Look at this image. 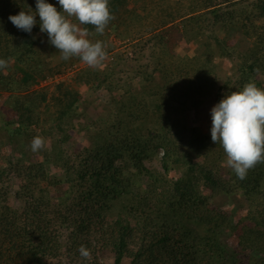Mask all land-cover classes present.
Here are the masks:
<instances>
[{
    "label": "trees",
    "instance_id": "16d2710c",
    "mask_svg": "<svg viewBox=\"0 0 264 264\" xmlns=\"http://www.w3.org/2000/svg\"><path fill=\"white\" fill-rule=\"evenodd\" d=\"M241 1L205 0L201 12L169 15L152 23V32L181 25L188 30L182 38L200 40V49L182 56L159 42L151 67L138 65L141 80L136 85L120 55L101 69L83 70L87 91L80 94L62 75L82 60H62L47 33L40 32L38 16L31 34L8 20L29 7L35 12L36 0H0V59L9 62L7 69L0 70V91L11 92L4 104L19 117L13 131L0 126L8 142L25 148L33 139L28 130L38 124H46L51 134L62 133L66 140L68 128L80 116L78 109L94 111L95 101L97 111L102 108L105 115L103 123L111 124L98 136H92L88 126V143L75 155L43 151L41 160L32 159L27 165L9 162L24 184L16 193L19 208L0 201V264H53L64 253L69 261L54 264H98L96 246L113 254V264L124 259L129 264H264V163L249 170L244 180L228 167L225 178L224 169L213 165L206 154L211 148L224 152L223 148L212 143L209 133L188 127L183 116L191 98L218 104L249 82L264 89L259 79L264 74V27L256 24L264 22V0L253 1L250 10L240 8ZM45 2L62 11L58 0ZM153 4L154 0L149 9ZM225 6L229 7L222 11ZM109 8L115 19L103 35L89 36L91 41L107 44L112 36H119L115 32L121 26L128 29L143 17L128 8V0H109ZM160 9L164 10L163 5ZM82 27L95 32L94 26ZM228 27L240 28L251 41L244 53L231 48L225 34L219 38L207 33ZM108 30L113 33L106 34ZM215 58L236 61L234 79L214 63ZM148 67L150 74L144 75ZM118 72L123 78L119 77L115 96L116 85L106 80ZM13 75L20 76L18 82ZM43 82L47 85L39 86ZM40 109L45 112L42 122L37 115ZM159 155L162 171L144 164ZM197 157L203 162H197ZM53 165L62 174L48 182ZM41 181L55 187L67 185V191L52 199L40 187ZM236 192L247 201L244 214L235 217L236 210L226 215L209 208L208 196L225 195L230 200ZM229 233L238 237L247 256L222 245L221 237ZM81 245L90 250L92 261L80 256Z\"/></svg>",
    "mask_w": 264,
    "mask_h": 264
},
{
    "label": "rangeland",
    "instance_id": "374dc122",
    "mask_svg": "<svg viewBox=\"0 0 264 264\" xmlns=\"http://www.w3.org/2000/svg\"><path fill=\"white\" fill-rule=\"evenodd\" d=\"M151 1L152 0H128V8L134 9L140 16L143 17L140 20L133 22L130 28L127 29L121 26L120 29L115 32L116 35L119 34V36H112L111 42H108L106 44L107 56L106 59L102 62V64L109 65L116 59H119V56L121 55L123 57L122 66L126 67L127 71L130 70L131 74L129 75L133 76V79L135 78L133 81L134 85L138 84L141 80L139 77L140 67L138 65L146 66L147 64H150L151 67V59L153 58V54L159 52V42L165 43L166 46L172 47L173 50L175 49L177 54L182 56H184L183 54L194 55V53L197 52V49H200L201 46L200 40H186L185 38H182L183 33L188 30H183L181 25L177 29L176 26H171L168 29H158L154 32H152L149 28L152 23L160 21L163 18H168L169 15H182L191 11L201 12V9L203 8L202 5L204 3L203 1L205 0H163L164 4H161V0H154L152 9H149L151 7ZM253 1L255 0H242L241 3L243 5H241L242 7L240 8L250 10V6ZM214 4H216V2ZM161 5H163V11L160 9ZM228 7L229 6L223 7L222 11H225V9ZM237 9L238 8L234 9L235 13L238 12ZM256 24H258V26L264 27L263 21ZM213 29L215 30L214 33L210 32V30H208L207 33L212 34L213 36H218L219 38H221L222 35L225 34L227 36V44L238 53H244L246 49H249L251 41L242 34V30L240 28L228 27L227 30L224 29L220 33L215 28ZM111 33H113L112 30H108L106 34L109 35ZM214 63L220 66L222 70H225L232 77V79H234V72L236 70V66L234 65L236 64V61L226 58H215ZM150 67H148V70L145 71L144 75H147L148 73L150 74ZM87 68L92 70V67H89L86 63L81 61L77 64L76 68H68L67 73L62 75V79L66 80L67 83H70L69 85H71L72 88L76 89L80 94H85V92L87 91V87L84 84L81 74L86 73L83 72V70H87ZM101 68L103 67H97V69ZM3 74L7 76L10 75L11 72H3ZM74 76L79 77L75 80H70V78ZM19 77V75H13L12 80L18 82ZM119 77L120 76L118 72L112 80L111 78L106 80V82H112L114 83V85H116L114 87L115 96L119 95L117 89L119 87ZM120 78L122 79L123 76H121ZM259 79L262 81V85L264 87V74H261L259 76ZM45 85H47V82H43L39 86L43 87ZM48 86L51 89L53 88V84H50ZM9 96H11V92H9L8 90L0 91V126L3 125L5 128L8 126V130L13 131L14 128L18 125L19 117L16 112L12 111L10 107H7L4 104L6 102L5 99H7ZM97 104L98 101H95L93 102V106L91 105V108L94 111H90L89 107H87L88 109H82V107L78 109L77 113H79L80 116L73 122L74 127L72 129L68 128L70 137L68 136L66 140H63L62 133L51 134V131L50 129H47L46 124H38L37 126L29 129L27 134L31 136L30 138L41 136L45 139L46 142L44 148L35 153L31 151V147L29 146L32 139H30L29 142H26L27 145L25 146V148L17 143L10 144V142H8V137L1 132L2 130L0 127L1 203H4L12 208H19L21 205V201L17 199L16 193L21 189L24 182L20 178V173L13 168L14 165L9 166L12 161H14V164H16L18 160L19 162L23 161V164L27 165L32 162V159L34 161L41 160V154L43 151H47L50 154H53L55 151H60L67 156H72L77 154L78 151L85 149V145L88 143V141L86 140L88 135V131L86 128L88 126L91 128L90 131L92 132V136H98L99 134H104L107 132L106 128H108V126H111V124L103 123L101 117H104L105 115L102 114V108H99V111H97ZM215 105L216 103L211 104L209 101L203 102V100L199 97L189 99L188 102L184 105L183 114L188 127L200 128L202 132L209 133V135H211V109ZM3 107L6 108L7 111H2ZM43 111L44 109H40L37 113V115L39 114L41 122L45 116V112ZM56 139H58L59 142ZM29 147L30 150H28ZM23 151H26L25 155ZM206 154L208 155V160H211L213 165L224 169L223 174L226 178L228 173L226 169H228L229 167L226 163V154L219 151L217 148L209 149ZM160 155L156 159L146 160L144 164L148 168H156L157 170L162 171L161 165L159 163V157H161ZM201 161L202 159L199 157L198 162ZM49 174L50 179L48 182H53L56 177L62 174V171L57 166L53 165L49 168ZM48 182L41 181L40 187L44 188L52 199L63 196V193L67 191V185L55 187L52 185H48ZM205 193L207 194V192ZM208 195H210L209 192ZM208 197L210 198L209 208L221 210L223 213H226V215L231 214V212L236 210L233 215L235 217H238L240 214H244L248 206L247 201L240 194V192H236L235 194L230 196V200L227 199L229 198V196L225 195ZM221 243L229 251H238L241 253V255L247 256V251L243 250L244 248L240 246L239 239L235 234L229 233L223 238L221 237ZM94 252V259L98 264L114 263V257L110 251L106 249H99L96 246ZM89 260L92 261L93 258H89ZM59 261H61L62 263H67L69 261L68 256L64 253L60 258L58 257L52 262L54 264L57 262L59 263ZM73 264H82V262L75 261ZM121 264H129L128 259H124Z\"/></svg>",
    "mask_w": 264,
    "mask_h": 264
},
{
    "label": "clouds",
    "instance_id": "9594fccd",
    "mask_svg": "<svg viewBox=\"0 0 264 264\" xmlns=\"http://www.w3.org/2000/svg\"><path fill=\"white\" fill-rule=\"evenodd\" d=\"M62 11L45 0H36V11H20L8 20L18 29L31 34L39 17L40 32L47 33L64 61L78 57L89 67L102 66L106 59V44L88 39L94 34L103 35L110 21L115 19L109 0H58ZM73 18L76 22H73ZM83 25L94 26L90 32ZM8 60L0 59V70L7 69ZM259 71V69H257ZM211 141L219 144L227 157V165L239 180L247 177L249 170L264 163V90L254 82L246 83L242 91H233L211 109ZM45 139L33 137L31 151L42 150ZM197 157L195 160L198 162ZM203 162V158L200 157ZM82 258L91 256L84 245L78 249Z\"/></svg>",
    "mask_w": 264,
    "mask_h": 264
}]
</instances>
